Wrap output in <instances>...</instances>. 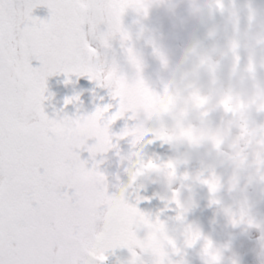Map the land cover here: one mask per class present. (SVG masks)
Listing matches in <instances>:
<instances>
[{
    "label": "clouds",
    "instance_id": "obj_1",
    "mask_svg": "<svg viewBox=\"0 0 264 264\" xmlns=\"http://www.w3.org/2000/svg\"><path fill=\"white\" fill-rule=\"evenodd\" d=\"M129 9L137 44L143 39L151 48L158 77L149 83L147 53L129 46L138 61L125 74L130 87L122 118L134 122L126 127L130 134L112 131L119 119L108 122L111 108L75 119L58 114L53 143L78 152L107 141L105 154L115 151L129 181L113 202L114 218L134 241L131 251L123 248L136 264H243L235 242L253 231L257 262L264 264V0H131ZM100 63L96 81L120 104L111 65ZM139 81L149 94L136 87ZM129 138L124 154L120 141ZM157 143L167 146L166 158L146 151ZM150 186L164 211L176 212L172 226L163 211L132 212L139 208L130 200L148 199L140 193ZM203 199L214 210L209 233L189 221Z\"/></svg>",
    "mask_w": 264,
    "mask_h": 264
},
{
    "label": "snow or ice",
    "instance_id": "obj_2",
    "mask_svg": "<svg viewBox=\"0 0 264 264\" xmlns=\"http://www.w3.org/2000/svg\"><path fill=\"white\" fill-rule=\"evenodd\" d=\"M130 4L0 0V264H104L109 249L131 251L134 241L114 218L117 196L109 195L106 177L89 170L78 152L53 143L52 119L43 108L49 76L101 78L100 54L88 35L105 49L118 35L128 63L138 65L122 22ZM39 5L50 9L48 20L33 17ZM34 59L42 66L34 68ZM108 75L115 80L114 98H120L119 110L107 118L114 123L124 116L130 86L115 62ZM136 87L149 94L143 81ZM111 107L98 108L96 115ZM122 134L130 133L125 128ZM108 146L105 141L87 151L95 156Z\"/></svg>",
    "mask_w": 264,
    "mask_h": 264
},
{
    "label": "rangeland",
    "instance_id": "obj_3",
    "mask_svg": "<svg viewBox=\"0 0 264 264\" xmlns=\"http://www.w3.org/2000/svg\"><path fill=\"white\" fill-rule=\"evenodd\" d=\"M135 13L132 12V10H127L125 15L122 18L123 27L124 29L129 33L131 36V42H127L126 46H132L133 44H136L137 47H142L144 51L148 55V63L150 67L148 68L146 72V78L149 80L150 84H155L158 80L157 72H156V62L151 57V48L147 46L146 41L143 39H139L138 41V33L139 29L137 28L135 24ZM102 31H106L107 27L102 26ZM86 33L88 32V27H85ZM87 39L89 40V43L92 47L96 48L98 53L100 54V58L105 60L107 65H112L113 62H115L120 70L128 75L131 76L133 74V70L128 63L127 60V54H126V47L122 46V42L120 40V37L117 35L114 39L110 41L111 47L108 49H105L102 47V45L99 43V41L93 37L92 35H88ZM75 84L82 80H91L94 84L91 93L80 100V103H85V108H77L79 110H84V113L80 111L79 115H90L93 114L97 108H103L108 105H111V109L108 113V116L114 115L119 110V101L114 100L111 95V90L101 87L100 83L98 81L92 80L87 75L78 76L75 75ZM156 90L159 91L160 88L157 85ZM77 100V99H76ZM134 125V122L129 120L127 116L124 118L119 119L116 121L112 126V131L116 133L117 135L121 134L123 130L126 127H132ZM120 149L122 153L126 154L129 151H131V144H130V138L128 140L120 141ZM146 151L149 155H152L153 153L160 155L161 157L166 158L170 153L168 152L167 146L161 148L159 144L149 146ZM82 161L86 162V167L89 170L92 169H100L99 165H97L95 162H93V159H96L102 164L104 170L108 171L109 168L111 169H117L115 167V163H118V170L120 171L123 176H120L118 179L115 180L116 185V195L118 196L123 188L124 185H126L129 181V175L128 173L119 166L118 157L115 153V151H111L109 153H98L95 156L92 155V153L85 152L84 154H79ZM156 191V188L154 186H150L147 191H142L140 193L141 196L147 197L148 199H145L139 203L136 202L135 198L133 197L130 202L134 204L136 207L139 208L141 212H144L145 214L155 216L157 213H160L163 211V215L161 216V219L167 220L169 222V225L172 226L174 224V218L176 215V212L174 210H167L164 211L165 205L154 196V193ZM202 196L205 195V193H201ZM174 208V206H173ZM214 210L207 208V200L203 199L201 201V209L198 210L194 215L189 217V221H196L200 223L203 227L206 233L212 232L214 226L212 225L211 221L213 219ZM217 233L219 232V229H216ZM144 235L143 231L139 233ZM259 235V233H255L254 231L250 234L249 237H240L235 242V249L241 254L243 259V264H258L257 257H256V237ZM217 239H220V236H216ZM199 247V246H198ZM116 259L111 260L110 256H108L109 262L111 264H129L131 261V252L129 254L125 255L120 252H116ZM194 264H199V262L194 261Z\"/></svg>",
    "mask_w": 264,
    "mask_h": 264
},
{
    "label": "flooded vegetation",
    "instance_id": "obj_4",
    "mask_svg": "<svg viewBox=\"0 0 264 264\" xmlns=\"http://www.w3.org/2000/svg\"><path fill=\"white\" fill-rule=\"evenodd\" d=\"M18 2H19V0H18ZM32 15L34 18H37L39 20H48L51 16V12L47 6L39 5V6L34 8ZM31 63H32V66L34 68H37L36 67L37 60L34 59V60H32ZM75 75L76 74H74V73L71 75H66L63 72H61L57 76H55L54 78L47 79L46 87H47V91H49V93L46 96V99L51 100V101L53 99L54 100L52 103H45V101H43V108H45L47 106L56 107L57 109H59L61 115L66 114V115L72 117L73 119H75L78 116L84 115V114L79 115L80 111H82V110H79L77 108L82 109L85 106V103H80L79 102L80 100L70 99L71 86H72V83L76 79ZM68 100H73V103H71V104L66 103ZM85 152L90 153L89 151H87V148H84V149H81L78 151L79 154H84ZM110 172H112V171H110ZM114 174H117V172L115 171ZM73 191L74 190H71L70 194H72ZM117 249H118V247L114 248V249H109L108 252H110V255L115 258L116 257L115 251Z\"/></svg>",
    "mask_w": 264,
    "mask_h": 264
},
{
    "label": "water",
    "instance_id": "obj_5",
    "mask_svg": "<svg viewBox=\"0 0 264 264\" xmlns=\"http://www.w3.org/2000/svg\"><path fill=\"white\" fill-rule=\"evenodd\" d=\"M42 65L40 64V67H41ZM87 90H88V87L86 88V90H85V92H87Z\"/></svg>",
    "mask_w": 264,
    "mask_h": 264
}]
</instances>
